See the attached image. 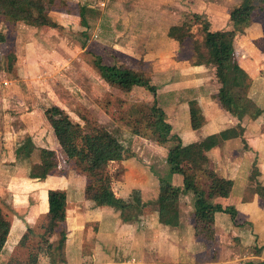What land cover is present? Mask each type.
Here are the masks:
<instances>
[{"label":"rangeland","instance_id":"1","mask_svg":"<svg viewBox=\"0 0 264 264\" xmlns=\"http://www.w3.org/2000/svg\"><path fill=\"white\" fill-rule=\"evenodd\" d=\"M95 1L93 3L99 7ZM241 1L107 0L104 9L98 8L102 15L100 20H90L89 27L81 23L77 13L67 17L62 10H53L52 16L63 25L62 29L9 24L0 17V31L7 37L6 42L0 44V207L6 218L24 221L20 213H24L29 204V191L34 183L45 182L41 178L39 149L29 159L16 156V149L27 137H33L34 142L39 143L38 148L57 149L59 168L47 178L58 180L57 176H67L65 185L72 191V196L83 199L86 177L56 146L45 116L46 110L53 106L64 109L82 126L89 123L105 127L120 139L127 150L126 159L122 168H109L119 194L128 191L124 190L127 186L132 196L141 198L144 183L155 181L156 177L170 178V166L165 156L174 142L160 144L151 133L136 136L132 127L133 120L140 117V111L147 110L155 100L159 107L166 108V118L170 122L174 116L169 109L171 99L160 93L154 97L145 89L125 93L106 85L95 67V57H100L104 65L124 64L145 73L155 71L171 59L184 65L194 40L203 39L202 25L200 22L194 24V39L183 45L169 43L166 32L171 26H180L197 14L210 23L212 31L227 35L234 52L232 63L242 71L240 79L245 78L247 75L237 60L238 53L244 54V51L238 49L250 46L256 50L253 57L262 55L264 12L255 16L245 29V36H248L236 33L230 14ZM161 59L160 65L155 66V61ZM212 73L208 68L193 74L205 76L204 92L208 84L216 83ZM42 75L41 81L33 80ZM163 82H168V78H159L157 74L152 80L156 86ZM214 88L213 91L217 87ZM234 91L238 97L242 95L240 89L234 88ZM35 111L38 115L32 114ZM148 193L149 200L154 198L151 192ZM37 221L45 223L46 219L41 216ZM11 238L13 240L14 235ZM28 238L27 246L21 245L20 241L16 243L17 236L13 243L10 242L13 254L8 263L31 264V244L35 245L37 240L31 243V235ZM8 249L4 252L5 257L11 251Z\"/></svg>","mask_w":264,"mask_h":264},{"label":"trees","instance_id":"2","mask_svg":"<svg viewBox=\"0 0 264 264\" xmlns=\"http://www.w3.org/2000/svg\"><path fill=\"white\" fill-rule=\"evenodd\" d=\"M70 6L63 0H0V17L9 24L26 23L50 29L63 28L52 16L55 9L65 11L69 7L65 12L69 15L77 13L85 27H89L90 20L97 22L101 17V12L94 8L80 4L72 7L73 9ZM261 12H264V0H242L230 14L236 33L245 34V29ZM198 22L202 25L203 39L194 40L192 52L186 58L187 63L192 66L216 67L215 76L221 85L217 97L223 109L240 120L245 116L258 118L262 111L253 101L235 94L234 88L239 84L242 71L232 63L234 52L226 34L212 31L210 23L203 21L202 16L196 14L180 26H171L167 36L183 45L187 40L194 39L192 27ZM6 39V34L0 31V44L5 43ZM95 67L106 85L117 87L125 93L145 89L154 97L157 96V86L152 84L150 75L144 71L128 68L124 64L104 65L100 57H95ZM189 110L191 128L195 131L201 129L205 124V117L199 102L190 101ZM140 113V117L133 120L134 135L144 136L145 133H151L160 144L174 142L166 159L171 177H158L157 197L154 200L158 207L160 224L178 227L182 198L188 192H193L195 237L208 244L214 242L215 215L218 212H227L233 219L236 217L235 210L225 209L215 203L218 199L230 197L234 182L219 177L210 168L207 153L228 140L241 137L243 128L238 125L207 136L199 142L183 145L178 137L171 135L172 125L167 121L164 109L158 106L156 100L152 106L147 110H141ZM45 116L56 146L67 160L74 161L77 170L86 177V200L92 202L95 207L110 208L118 212L120 219L125 223L138 221L142 210L150 203H146L139 196L122 198L116 189L115 178L109 171L113 166L122 168V163L126 159L127 150L120 139L105 127L89 123L85 126L80 125L59 106L46 110ZM38 149L43 170L41 178L46 179L54 175L59 168L57 149L38 148L33 138L27 137L16 149V156L29 159ZM175 174L183 176V187H175L172 184V177ZM258 176L259 171L254 166L250 180L253 181L255 192L264 199V187L258 181ZM48 201L46 224L39 226V230L28 229L20 240L23 246L28 245V235H31V243L37 240L35 245L31 244V264H38L45 253L56 264L65 263L62 256L67 238L64 227L67 219V193L59 189L50 190ZM10 232L11 221L6 218L0 207V257L5 252ZM54 236H57V241L51 242Z\"/></svg>","mask_w":264,"mask_h":264},{"label":"crops","instance_id":"3","mask_svg":"<svg viewBox=\"0 0 264 264\" xmlns=\"http://www.w3.org/2000/svg\"><path fill=\"white\" fill-rule=\"evenodd\" d=\"M63 1L70 4L71 8L80 4L98 10L99 4L107 0ZM94 1L98 2L99 7L95 6ZM104 8L100 7L99 10ZM65 14L70 17L68 13ZM167 40L169 43L176 42L169 38ZM238 51H244V54L238 53L237 60L247 76L238 81L235 89H240L242 95L239 96L249 98L262 111V115L255 119L245 116L240 120L223 109L217 97L221 85L216 76V83L208 84L213 88L210 87L209 91V87H205L204 92L202 84L205 76L202 74L196 77L193 74L202 73L209 68L214 76V66H192L187 61L183 65L182 62L177 63L171 59L148 73L153 81L156 74L159 78H168V82L157 86V95L167 94L171 99L169 109L174 116L168 122L173 128L172 135L178 137L183 145L199 142L207 136L238 125L243 128L241 137L228 140L207 153L210 168L219 177L234 182L230 197L218 199L215 203L225 209L235 210L236 217L233 220L227 212L215 215L214 242L208 244L195 237L193 192H188L182 198L178 227L160 224L158 207L154 204L158 177L142 186L141 198L150 204L142 210L139 220L125 223L118 212L110 208L95 207L92 202L87 201L85 191L83 199L77 195L72 196V191L65 185L67 176H54L58 180L46 178L45 182L33 184L34 187L28 193L29 204L24 213H20L24 221H11V232L5 247V251L7 248L11 251L7 253V259L4 253L1 255L0 264L8 263L13 254L10 247L12 245L9 244L14 242L16 236V243H19L28 229L39 230V226L46 224V221L44 223L37 219L48 213V192L56 189L67 193V219L64 224L67 238L63 246V264H264V199L255 192L253 181L250 180L255 166L259 171L258 181L264 187V52L255 58L253 55L256 50L253 47L240 48ZM155 62L158 67L162 59ZM35 79L41 81L44 78L42 75L41 78H33L34 81ZM200 81L201 83H197ZM214 86L217 87L215 91ZM192 100L199 102L205 117L204 126L196 131L191 128L189 103ZM35 113L36 111L32 114ZM183 179L182 175L175 174L172 184L183 187ZM124 190L128 191L120 193V196L129 199L130 188L125 186ZM148 192L154 198L149 200ZM11 235H14L13 240ZM56 241L57 236H54L51 242ZM38 264L56 263L45 253Z\"/></svg>","mask_w":264,"mask_h":264},{"label":"built area","instance_id":"4","mask_svg":"<svg viewBox=\"0 0 264 264\" xmlns=\"http://www.w3.org/2000/svg\"><path fill=\"white\" fill-rule=\"evenodd\" d=\"M97 3H98V2H97ZM99 5H100V7H102V8L106 7V1H102V3H100Z\"/></svg>","mask_w":264,"mask_h":264}]
</instances>
